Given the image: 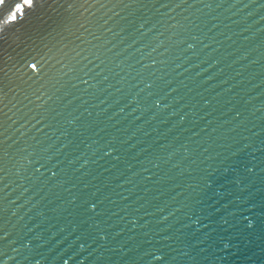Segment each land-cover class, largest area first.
I'll return each instance as SVG.
<instances>
[{
	"label": "water",
	"instance_id": "95a60500",
	"mask_svg": "<svg viewBox=\"0 0 264 264\" xmlns=\"http://www.w3.org/2000/svg\"><path fill=\"white\" fill-rule=\"evenodd\" d=\"M22 4L0 264H264V0Z\"/></svg>",
	"mask_w": 264,
	"mask_h": 264
},
{
	"label": "snow or ice",
	"instance_id": "6c2138e0",
	"mask_svg": "<svg viewBox=\"0 0 264 264\" xmlns=\"http://www.w3.org/2000/svg\"><path fill=\"white\" fill-rule=\"evenodd\" d=\"M0 2H2V0H0ZM32 5H33V0H23V4L20 5V6H18V10H19L20 8H23L24 6H32ZM9 19H10L11 21H16V20H17V14H16V13H13V14L9 17Z\"/></svg>",
	"mask_w": 264,
	"mask_h": 264
}]
</instances>
